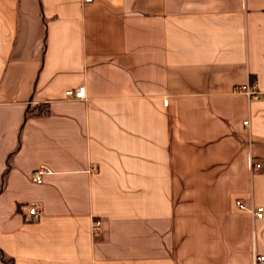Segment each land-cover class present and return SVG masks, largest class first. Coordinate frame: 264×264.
<instances>
[{
    "label": "crops",
    "instance_id": "1",
    "mask_svg": "<svg viewBox=\"0 0 264 264\" xmlns=\"http://www.w3.org/2000/svg\"><path fill=\"white\" fill-rule=\"evenodd\" d=\"M39 166L51 172L36 183ZM254 252L264 0H0V264Z\"/></svg>",
    "mask_w": 264,
    "mask_h": 264
},
{
    "label": "built area",
    "instance_id": "2",
    "mask_svg": "<svg viewBox=\"0 0 264 264\" xmlns=\"http://www.w3.org/2000/svg\"><path fill=\"white\" fill-rule=\"evenodd\" d=\"M85 3L88 2H92L93 0H82ZM245 91L247 94L249 95H257L258 92H256L255 90H250L249 88H245ZM84 87H79L77 89H68L64 92L65 97L67 98H83L84 97ZM164 104H167V99L163 100ZM243 126H248V120H244L242 122ZM251 167L254 170H258L261 167V164L258 162H251ZM51 171L49 170V168H47L46 166H39L35 172L33 173L32 179L33 181H35L36 183H41L42 182V178L44 175L49 174ZM236 204L243 209L248 210L252 215L256 216L257 218H262L263 216V208L262 207H246L245 205H243L240 201H236ZM28 214L31 215L34 218L38 217V212L37 209L33 206L30 207L28 209ZM249 264H264V255L263 254H257V253H253L252 256V260Z\"/></svg>",
    "mask_w": 264,
    "mask_h": 264
},
{
    "label": "trees",
    "instance_id": "3",
    "mask_svg": "<svg viewBox=\"0 0 264 264\" xmlns=\"http://www.w3.org/2000/svg\"><path fill=\"white\" fill-rule=\"evenodd\" d=\"M46 112H47L46 111V108L45 107H42V106H40L39 109H32L31 110V114H33V115H40V114H44Z\"/></svg>",
    "mask_w": 264,
    "mask_h": 264
}]
</instances>
